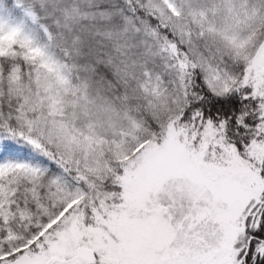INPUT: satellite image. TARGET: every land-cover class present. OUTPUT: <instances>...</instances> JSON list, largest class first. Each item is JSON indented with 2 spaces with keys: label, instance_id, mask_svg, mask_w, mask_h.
<instances>
[{
  "label": "snow or ice",
  "instance_id": "6c2138e0",
  "mask_svg": "<svg viewBox=\"0 0 264 264\" xmlns=\"http://www.w3.org/2000/svg\"><path fill=\"white\" fill-rule=\"evenodd\" d=\"M0 264H264V0H0Z\"/></svg>",
  "mask_w": 264,
  "mask_h": 264
}]
</instances>
